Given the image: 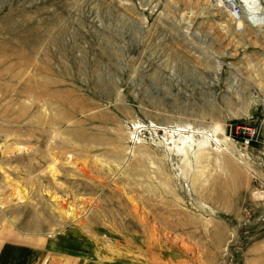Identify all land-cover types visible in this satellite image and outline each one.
<instances>
[{
    "label": "rangeland",
    "instance_id": "obj_1",
    "mask_svg": "<svg viewBox=\"0 0 264 264\" xmlns=\"http://www.w3.org/2000/svg\"><path fill=\"white\" fill-rule=\"evenodd\" d=\"M250 23L226 0H0V243L78 225L203 257L226 236L228 261L263 234Z\"/></svg>",
    "mask_w": 264,
    "mask_h": 264
},
{
    "label": "crops",
    "instance_id": "obj_2",
    "mask_svg": "<svg viewBox=\"0 0 264 264\" xmlns=\"http://www.w3.org/2000/svg\"><path fill=\"white\" fill-rule=\"evenodd\" d=\"M223 227V234L227 235ZM226 236L203 245L204 256L182 242L104 227L68 225L54 233L17 236L0 243V264H264V233L225 260Z\"/></svg>",
    "mask_w": 264,
    "mask_h": 264
},
{
    "label": "bare ground",
    "instance_id": "obj_3",
    "mask_svg": "<svg viewBox=\"0 0 264 264\" xmlns=\"http://www.w3.org/2000/svg\"><path fill=\"white\" fill-rule=\"evenodd\" d=\"M237 2L243 7L245 13H246V17L249 20V23L251 22V17L253 18V15L255 13L253 8H257L263 16V18L261 19H256V20H252L253 22H251L250 24H252L254 27L256 28H260L262 30H264V3H262L260 0H237ZM256 10V9H255ZM255 16V15H254ZM254 23V24H253ZM17 198L20 199H26V196H24L20 190L17 191L16 193ZM64 215H67V213L62 210Z\"/></svg>",
    "mask_w": 264,
    "mask_h": 264
},
{
    "label": "built area",
    "instance_id": "obj_4",
    "mask_svg": "<svg viewBox=\"0 0 264 264\" xmlns=\"http://www.w3.org/2000/svg\"><path fill=\"white\" fill-rule=\"evenodd\" d=\"M216 1H218V0H216ZM226 5H227L228 12L237 20H239L240 18H242L244 16L245 11H244L243 7L237 2V0H226ZM251 9H254V11H255V13H254L255 16L253 15V18L251 17L252 20L263 18V16H261L262 13L257 8L252 7ZM252 20H251V22H253Z\"/></svg>",
    "mask_w": 264,
    "mask_h": 264
},
{
    "label": "trees",
    "instance_id": "obj_5",
    "mask_svg": "<svg viewBox=\"0 0 264 264\" xmlns=\"http://www.w3.org/2000/svg\"><path fill=\"white\" fill-rule=\"evenodd\" d=\"M237 139H238V140H243V139H245V138H244L243 136H238Z\"/></svg>",
    "mask_w": 264,
    "mask_h": 264
}]
</instances>
